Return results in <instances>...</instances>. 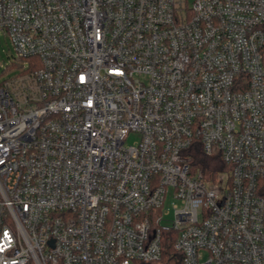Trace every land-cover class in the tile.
I'll return each mask as SVG.
<instances>
[{"label":"built area","instance_id":"2783aa9c","mask_svg":"<svg viewBox=\"0 0 264 264\" xmlns=\"http://www.w3.org/2000/svg\"><path fill=\"white\" fill-rule=\"evenodd\" d=\"M263 24L264 0H0V264H148L167 232L182 264H264ZM195 139L229 169L192 171Z\"/></svg>","mask_w":264,"mask_h":264},{"label":"trees","instance_id":"16d2710c","mask_svg":"<svg viewBox=\"0 0 264 264\" xmlns=\"http://www.w3.org/2000/svg\"><path fill=\"white\" fill-rule=\"evenodd\" d=\"M261 55L264 62V44L261 48ZM185 154L189 157V166L192 171L199 170L204 175L211 176L212 178H215L220 172L227 171L229 169V166L223 163L218 155H206L203 152L198 139L193 140ZM260 187L262 189V194L264 195V180L261 182ZM174 235L175 233L169 232L164 234L160 259L156 262L148 264H182V254L175 251L173 247Z\"/></svg>","mask_w":264,"mask_h":264},{"label":"rangeland","instance_id":"374dc122","mask_svg":"<svg viewBox=\"0 0 264 264\" xmlns=\"http://www.w3.org/2000/svg\"><path fill=\"white\" fill-rule=\"evenodd\" d=\"M191 1L192 0H187L188 3ZM13 55L14 52L7 36H5L3 33H0V82L18 73V67L10 63ZM130 140L131 137H129L127 141L130 142ZM171 201H172L171 197L168 196L165 199V204H164V208L169 209V212H171L172 210L171 205L172 203H174Z\"/></svg>","mask_w":264,"mask_h":264}]
</instances>
